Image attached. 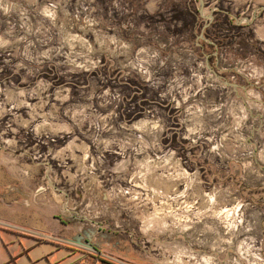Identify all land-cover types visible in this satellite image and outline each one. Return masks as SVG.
<instances>
[{
    "label": "rangeland",
    "instance_id": "374dc122",
    "mask_svg": "<svg viewBox=\"0 0 264 264\" xmlns=\"http://www.w3.org/2000/svg\"><path fill=\"white\" fill-rule=\"evenodd\" d=\"M202 3L0 0L4 211L102 226L104 263L264 264V0Z\"/></svg>",
    "mask_w": 264,
    "mask_h": 264
},
{
    "label": "crops",
    "instance_id": "0c3cea01",
    "mask_svg": "<svg viewBox=\"0 0 264 264\" xmlns=\"http://www.w3.org/2000/svg\"><path fill=\"white\" fill-rule=\"evenodd\" d=\"M1 202L0 264H109L100 258L104 253L109 254V249L120 248L118 243H111L115 236L105 233L100 225L88 231V241L97 251L78 244L75 239L80 231L73 232L64 222L57 224L58 230H50V225L37 228L28 223L20 225L17 211L13 212L11 208L4 211ZM81 238L82 242L87 240L86 236ZM115 256L123 260L126 257Z\"/></svg>",
    "mask_w": 264,
    "mask_h": 264
},
{
    "label": "water",
    "instance_id": "95a60500",
    "mask_svg": "<svg viewBox=\"0 0 264 264\" xmlns=\"http://www.w3.org/2000/svg\"><path fill=\"white\" fill-rule=\"evenodd\" d=\"M200 5L202 7L203 3H202V0H200ZM200 14H201V10H200ZM82 238L80 236L76 237V241L78 242V244H80L82 247H85L87 249H91V250H96V247L92 244L89 243L88 239H89V236H87V240H84L83 242L80 241Z\"/></svg>",
    "mask_w": 264,
    "mask_h": 264
},
{
    "label": "flooded vegetation",
    "instance_id": "af4514ba",
    "mask_svg": "<svg viewBox=\"0 0 264 264\" xmlns=\"http://www.w3.org/2000/svg\"><path fill=\"white\" fill-rule=\"evenodd\" d=\"M93 251H97V248H96V250H93ZM102 257H109V256L103 255Z\"/></svg>",
    "mask_w": 264,
    "mask_h": 264
}]
</instances>
